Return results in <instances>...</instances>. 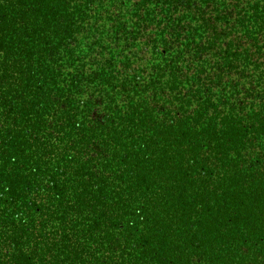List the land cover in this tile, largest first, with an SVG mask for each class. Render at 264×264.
<instances>
[{"label":"trees","instance_id":"1","mask_svg":"<svg viewBox=\"0 0 264 264\" xmlns=\"http://www.w3.org/2000/svg\"><path fill=\"white\" fill-rule=\"evenodd\" d=\"M0 264H264V0H0Z\"/></svg>","mask_w":264,"mask_h":264}]
</instances>
